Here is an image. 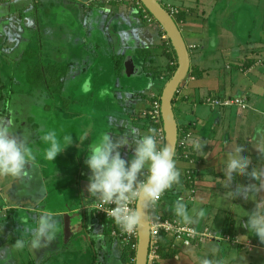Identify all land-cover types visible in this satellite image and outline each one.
Returning <instances> with one entry per match:
<instances>
[{
	"label": "crops",
	"instance_id": "crops-1",
	"mask_svg": "<svg viewBox=\"0 0 264 264\" xmlns=\"http://www.w3.org/2000/svg\"><path fill=\"white\" fill-rule=\"evenodd\" d=\"M20 1L0 0V28L9 23L15 2L26 5ZM242 3L162 0L165 8L176 10L172 17L178 20L190 51V70L178 87L173 107L178 127L188 126L192 134L186 151L189 159L177 156L173 179L157 211L163 217L206 227L216 236L231 237L177 246L162 264H264V13L263 8L253 13L251 4L242 19ZM94 4L81 11L80 22L60 10V1L49 5L51 12L57 9L56 23L45 22L46 9L38 7L44 29L59 31L62 23L73 25L65 30L69 59L51 60L57 65L49 70L57 74V66L61 69L57 71L60 97L67 86L74 91L68 93L66 104L59 103L63 109L54 110L52 120L48 107L47 117L32 119L35 129L29 130L23 149L24 153L40 151L38 161L0 150V251L2 247L22 253L23 243L13 236L18 230L16 218L22 222L21 231L30 236L25 230L29 231L34 216L47 215L51 221L43 220L48 235L42 228L37 230L38 238L34 235L39 264H95L91 256L100 252L107 257L99 264H122L110 232L112 221L96 215L91 206L97 197L145 181L157 164L142 113L163 79L156 75L167 63L163 54L167 36L130 2ZM116 24L120 27L114 28ZM242 28L247 38H239L237 31ZM39 45L46 43L40 40ZM133 47L147 54L137 53L144 57V76L130 85L137 67L126 61L121 68L119 57L127 56ZM32 59L42 62V69L48 64L41 54L25 63ZM148 79L153 80L152 88ZM215 96L244 97L247 107L203 103Z\"/></svg>",
	"mask_w": 264,
	"mask_h": 264
},
{
	"label": "rangeland",
	"instance_id": "rangeland-1",
	"mask_svg": "<svg viewBox=\"0 0 264 264\" xmlns=\"http://www.w3.org/2000/svg\"><path fill=\"white\" fill-rule=\"evenodd\" d=\"M17 1H19V3L23 2L20 0ZM24 1L26 2L25 4L27 5L29 0H24ZM59 1L62 4L60 5V10L69 11L76 22H80V19L83 15V13L81 12L82 10H84L85 12L89 7V5H93V6L97 5L94 4L96 3L95 0H92L91 3L90 2L85 3V0H41V5L39 6H38L39 0H30L28 6L17 4L18 2H15L14 13L11 14V17L9 18V23L0 28V79L2 80V83L4 85L3 92L5 96L8 97L7 100L0 101V142H3V144L0 145V150L1 151L7 150L13 152V154H17L19 158H23L26 161H30V162L38 161L40 158L39 157L40 151H38L37 153L36 151L30 152L29 150V152L24 153V149H23L24 140L29 137L28 136L29 130L35 129V127L33 126L32 119L37 118L38 120L43 118L46 114L48 115L49 113L45 114L47 110V109L45 110V107H48V109L50 110V114L48 115V118L52 120V118L54 117V110L60 112V110L63 109V107L60 108L61 106L59 103L66 104L68 102L67 100L68 93L70 92V90L72 91L73 89L72 86L71 87L67 86L65 88V91L63 90L64 93L63 96H61L62 98L59 95L58 98L57 94L53 92V88H47L44 86L35 89L32 85H30L28 82L25 81V65H27L25 63V61H27L26 60L27 54L25 55L26 52L30 53L29 57L32 56L38 57L41 54L43 56L42 60L44 63H50L52 62L51 60L53 59L58 61V63H60V60L69 59L68 49H66L67 40L69 38L66 34L67 31L65 30H69V29L72 30L71 28L73 27V25L62 23V25H60L61 28L59 31L52 28L44 29V27H46L42 23L44 22V19L41 18L39 14L37 15V12L39 11L38 7L41 10L46 9L45 11L46 17L44 16L45 22L56 23V18L54 13L57 9L51 12V10H49L50 8L49 5L51 4L53 5L54 3L57 5ZM241 2H243L241 5L242 9H240L239 11L241 13L240 18L242 19L247 17L246 8H248L249 7L248 5L251 4L254 7V9L252 10L253 13L256 11V9H258L257 12H260L262 10L261 8H263L262 11L264 13V0H241ZM109 16L111 17V14H109ZM38 23H40V25L42 23L43 26L39 28ZM74 25L76 24L74 23ZM119 27L120 24H116L114 26V28H119ZM38 29H40L41 33L38 32ZM245 30L246 29L242 28L237 31L239 38L242 39L247 38ZM78 31L79 30L74 32H77L79 34ZM40 40L42 41V43L43 41L46 43V45H44L42 48L39 45ZM186 41L187 43L190 42L188 39ZM145 44H148V42H145ZM137 53L138 54L142 53V50L137 48V52H136V49L133 47L132 49H128L126 51L125 54L127 56L124 55L119 57L121 61L120 64L121 68H124V65L128 61L129 62L132 61L133 64L137 67V70L139 71V72L137 71L135 74H132L131 76L132 82H130V85H133V83L136 84V80L138 79V77L144 76L142 73L144 67V62H143L144 57L141 59L139 57L140 55L138 56ZM32 60L33 61L30 62L33 63L35 60L34 59ZM123 77L121 78L122 81H124ZM126 78L127 77H125L124 79L126 80ZM167 81L168 80L163 78L161 83H158L157 91L156 93L153 94V97L158 95L160 90L162 91ZM147 85L148 87L152 88L153 80L148 79ZM104 88L105 87H103L102 89ZM173 110L175 113V117L178 120L177 111L176 109H174V107ZM8 143L12 145L6 146ZM160 157L161 156L159 155L158 157H156V163H158ZM25 190L27 189H23V191ZM89 211L92 212L91 210ZM2 216L3 215H1L0 212V219L2 218ZM40 217L42 221H40ZM43 218L47 219L48 222L51 221V218L47 215H43V214L35 215L33 218L34 222L32 223L29 231L25 230L26 232L31 233L30 236L29 234L23 233V231H21L20 223L22 224V222L21 221L18 222L19 219L16 218L17 223L15 224V228L16 229L18 228L19 231L16 230L15 233L13 232V236L14 237L16 236L18 238L16 239L18 242L23 243V247L20 250V252L22 253L14 254L8 251L7 249L2 250L1 247L0 264H39V262H41L40 261L41 257L38 256L35 248V244H36L35 237L38 238L40 236L37 233V230H39L40 228L45 230L44 235H48L47 234L48 231L45 229L47 223L43 220ZM8 225H10L13 229L12 222H9ZM34 229H36V231ZM85 237L87 238V235H85ZM111 239L113 238L111 237ZM16 240L14 241L16 242ZM113 242L116 243L114 244L117 246L118 249L116 256H118V259L122 261L121 255L123 253V250L115 239H113ZM104 255L105 253L100 252V254L97 253L91 256V259H95L97 264H99L102 258L104 257ZM122 264H129V263H125L122 261Z\"/></svg>",
	"mask_w": 264,
	"mask_h": 264
},
{
	"label": "built area",
	"instance_id": "built-area-1",
	"mask_svg": "<svg viewBox=\"0 0 264 264\" xmlns=\"http://www.w3.org/2000/svg\"><path fill=\"white\" fill-rule=\"evenodd\" d=\"M105 4L132 3L141 9L143 17L148 21H154V18L144 8L140 0H95ZM162 4V0H157ZM163 5V4H162ZM164 6V5H163ZM165 7V6H164ZM172 15L176 12L173 7H166ZM166 37V35H164ZM178 92V90H177ZM177 94V93H176ZM210 107H229L237 106L242 109L247 107L244 97L226 96V97H206L203 101ZM142 116L148 120L147 132L150 136L151 143L155 145L156 155L161 156L164 146V131L162 126L160 100L154 99L150 102L147 109L142 113ZM190 131H178L177 146L183 149L184 157H187V152L184 150L191 138ZM145 181H140L133 187L126 188L121 192L113 195H102L97 197L91 206L96 215L103 217L113 222L114 227L111 229V236L119 243L121 248L124 246L127 249L136 250L137 246V226L135 217V204L138 192ZM169 186L167 176L158 187L154 190L149 203V247L146 264H162L163 258L157 252L158 237L160 234L167 235L168 242L171 248L187 247L204 242L205 240H222L230 241L231 237L227 234L221 236L214 235L208 228H197L196 226L180 222L176 218L163 217L157 211V204L167 192ZM236 242V241H235ZM175 254V253H174ZM177 254V253H176ZM174 255L177 258V255ZM134 264V258L131 259Z\"/></svg>",
	"mask_w": 264,
	"mask_h": 264
},
{
	"label": "water",
	"instance_id": "water-1",
	"mask_svg": "<svg viewBox=\"0 0 264 264\" xmlns=\"http://www.w3.org/2000/svg\"><path fill=\"white\" fill-rule=\"evenodd\" d=\"M144 8L159 24L169 39L177 57V66L165 83L161 94L160 112L164 131L162 155L140 188L136 204L137 246L134 264H146L149 247V203L154 190L167 176L175 154L178 137V124L173 110V101L178 87L190 70V51L169 11L157 0H140Z\"/></svg>",
	"mask_w": 264,
	"mask_h": 264
},
{
	"label": "trees",
	"instance_id": "trees-1",
	"mask_svg": "<svg viewBox=\"0 0 264 264\" xmlns=\"http://www.w3.org/2000/svg\"><path fill=\"white\" fill-rule=\"evenodd\" d=\"M133 6L136 8V10L138 11V13L140 15H143L141 9L137 8V6H135V5H133ZM174 21L177 24L178 20L175 19ZM152 23H153V21H152ZM155 23L157 25H159L157 22H155ZM167 40L168 41H166V43H168V45H165L166 47L163 50V54L167 58V63H166L165 69L162 70V71H157V75H156L158 77L162 76L166 80H168L172 76V74H173V72H174V70H175V68L177 66L176 53H175V51H174V49H173V47H172V45H171V43H170L168 38H167ZM167 47H169L170 49L168 50ZM143 52L144 51L142 50V53ZM26 54H27V60H28V58H31V57H29L30 53L26 52L25 55ZM144 54H147V53L144 52ZM26 64H27V65H25V81L26 82H28L30 85H32L35 89H38V88H41V87H44V86L47 87V88H53V92L55 94L59 95L60 89H59L58 86L60 85V79H59L60 73L57 72V71H59L61 69H59L58 66H57V69H56L57 71H55L57 74H55L53 71L49 70V67H53V66L57 65L56 63H48V64L44 65L45 67L43 69L41 68L43 63L40 62V61L39 62L36 61V62H33V63L32 62H28ZM3 90H4V85L2 83V80L0 79V101H5V100L8 99V97L5 96ZM160 92H161V90H160ZM160 92H159L158 95H156L154 97L152 95H150L148 97L149 103L152 100L156 99V98L159 99V96L161 94ZM173 103H174V101H173ZM145 122H146V126L145 127L147 129L148 120L146 119ZM187 128H188V126H186V127H180L179 126L178 130L179 131L180 130L189 131ZM189 149H190L189 146H187L184 150L189 152ZM183 152L184 151H183L182 148L176 147L174 157L172 159L169 171L167 173L168 181L173 179L174 173L172 172V169L174 167V162L178 158L177 156H180V158L182 160H188L189 159V155H187V157H184ZM131 187H133V186H131ZM101 218L104 219L103 217H101ZM111 227H114L113 222L111 224ZM157 243H158L157 252H158V254L160 255L161 258L164 259V258L169 257V256H171L173 254V250H172V248L170 246V243L168 242L167 235L165 233H162V234L159 235ZM122 250H123V253L121 255L122 261L125 262V263L133 264L131 259L134 258L135 251L131 250L129 248L127 249L126 246H124ZM94 261H95V259H94ZM95 264H96V262H95Z\"/></svg>",
	"mask_w": 264,
	"mask_h": 264
}]
</instances>
